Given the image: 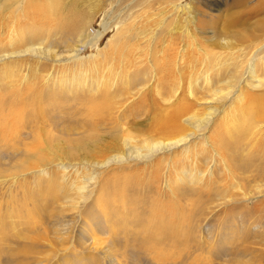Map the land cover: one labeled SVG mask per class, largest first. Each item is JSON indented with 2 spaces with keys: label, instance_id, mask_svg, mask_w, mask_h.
I'll use <instances>...</instances> for the list:
<instances>
[{
  "label": "rangeland",
  "instance_id": "374dc122",
  "mask_svg": "<svg viewBox=\"0 0 264 264\" xmlns=\"http://www.w3.org/2000/svg\"><path fill=\"white\" fill-rule=\"evenodd\" d=\"M26 1L0 0V101L25 115L0 264H264V0Z\"/></svg>",
  "mask_w": 264,
  "mask_h": 264
},
{
  "label": "bare ground",
  "instance_id": "6f19581e",
  "mask_svg": "<svg viewBox=\"0 0 264 264\" xmlns=\"http://www.w3.org/2000/svg\"><path fill=\"white\" fill-rule=\"evenodd\" d=\"M57 6V1L56 0H28L26 1V6H25V11L27 9V13H28V16H30L31 19H33V17L35 16H39V18H42L44 20H47V19H50L53 14H54V11H55V8ZM24 12V13H26ZM32 13V14H30ZM30 14V15H29ZM26 15V14H25ZM28 18V17H27ZM41 19V20H42ZM52 19V18H51ZM34 20V19H33ZM38 20V19H37ZM36 22V21H34ZM261 24L264 25V22H262ZM103 26H105V22H103ZM29 29H27L28 31ZM30 31V30H29ZM33 32H30V33H27V32H22V35L20 36V39L21 41H23V39H25V41H30L32 40L33 41V36L34 34ZM38 37V35H37ZM36 37V38H37ZM2 45V44H1ZM5 46V45H4ZM1 47V46H0ZM0 51H4V48H0ZM7 51V50H5ZM9 52H4V53H0V57L4 56V55H7ZM14 54V53H13ZM250 63V62H249ZM251 64V63H250ZM248 69V72L250 73L249 75L250 76H253L251 74H254L253 73V68L251 67V65L249 66L248 68V62H246V65H245V70L244 72H246V70ZM9 72V70L6 71V73ZM12 72V71H11ZM243 72V74H244ZM10 73V72H9ZM12 76V74H11ZM254 77V76H253ZM255 80V79H254ZM252 82V81H250ZM253 83V82H252ZM255 83V82H254ZM255 86V85H254ZM19 91L18 89H15L11 92V95L9 97V100L7 99V101L5 102L4 100H1L0 101V140H6V131H8L11 127V125L13 123H15L17 126L18 123H21L24 118H25V115L24 113H20L18 112V110L14 109V107L16 108V106H18L21 102V99L23 96H20L19 94ZM27 91H25L24 93H26ZM23 94V93H22ZM252 94V93H251ZM34 95V94H33ZM38 95V94H37ZM35 96V95H34ZM251 99V97H248ZM247 98V99H248ZM183 103V102H182ZM178 104V103H177ZM176 104V105H177ZM255 104V103H254ZM258 104V103H257ZM260 104V103H259ZM180 105V104H178ZM183 105V104H181ZM262 105V104H261ZM256 106V105H255ZM258 107V106H256ZM186 108V107H185ZM253 108V106H252ZM261 108V107H260ZM22 111V110H21ZM183 111V108L180 107V106H177L175 107L173 110L169 111L168 114V118L165 117V119H167V123L165 122V124L163 122H159V128H158V131L162 132V133H174V132H178L182 126L179 125V124H176V119L177 117L182 113ZM258 111V110H257ZM263 111V110H261ZM165 112V113H166ZM164 117V116H163ZM161 120H162V117H160ZM160 119H158L159 121ZM24 122V121H23ZM170 123V124H169ZM157 124V123H156ZM182 130V129H181ZM12 135V134H11ZM220 140V139H219ZM76 141V140H75ZM78 143V142H77ZM83 143V142H81ZM73 144V143H72ZM76 144V143H75ZM264 151V150H263ZM264 154V153H263ZM161 231V230H160ZM153 232V231H152ZM163 232V230L161 231ZM164 233V232H163ZM164 254V253H163ZM161 258H164V257H161ZM159 259V258H158Z\"/></svg>",
  "mask_w": 264,
  "mask_h": 264
}]
</instances>
